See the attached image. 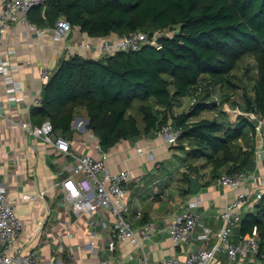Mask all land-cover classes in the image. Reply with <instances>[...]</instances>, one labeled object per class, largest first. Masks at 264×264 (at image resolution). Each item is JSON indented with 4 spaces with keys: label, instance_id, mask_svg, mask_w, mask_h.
I'll list each match as a JSON object with an SVG mask.
<instances>
[{
    "label": "trees",
    "instance_id": "1",
    "mask_svg": "<svg viewBox=\"0 0 264 264\" xmlns=\"http://www.w3.org/2000/svg\"><path fill=\"white\" fill-rule=\"evenodd\" d=\"M28 17L43 27L65 17L92 37L135 30L163 33L158 37L161 50L147 43L100 58L63 59L43 84L40 103L31 108L34 124L48 119L54 132L71 135V123L84 108L86 127L109 148L169 122L183 130L179 147L189 145L190 156L204 159L212 177L245 169L254 158L255 141L247 131L254 136L255 127L243 114L230 122L222 104L264 117V0H45ZM248 57L254 62V73L251 63L244 66V77H254L250 90L234 73ZM217 87L218 101L213 97ZM184 95L195 101L176 113L175 102ZM208 111L216 113L207 116ZM187 169L198 171L192 164ZM253 208L242 215L239 233L257 227L256 256L264 264V195Z\"/></svg>",
    "mask_w": 264,
    "mask_h": 264
},
{
    "label": "crops",
    "instance_id": "2",
    "mask_svg": "<svg viewBox=\"0 0 264 264\" xmlns=\"http://www.w3.org/2000/svg\"><path fill=\"white\" fill-rule=\"evenodd\" d=\"M3 1L0 0V5ZM37 27L29 22L11 21L6 35L0 38V59L9 62L8 74L19 81V86L13 88L0 73V191L12 200L21 221L19 237L11 249L35 250L41 259L59 258L63 264H104L107 260L112 264H139L140 252L130 241L115 242L113 248L109 246L114 239L116 218L105 208H100L92 217L88 212L75 215L70 211L59 186L66 175L61 167L63 159L52 145L20 124L21 121L31 125L37 123L31 108L38 105L34 100L40 98L45 83L41 78L42 69L49 68L52 74L63 59L73 55L100 58L109 54L104 52L101 43L115 42L118 35L92 37L79 27H72L67 34L57 38L52 26ZM85 42H90L93 48L79 45ZM193 99L191 95L179 97L174 105L175 112L187 110ZM184 103L187 108H183ZM238 108L231 110L233 119L228 113L230 109H226L230 122L235 121ZM77 118L87 123L84 108L77 111L71 123L73 133L63 135L70 141L73 152L104 156L113 172L130 170L131 179L126 183L124 199L130 211L125 217L136 233L146 221L154 225L150 238L144 241L151 260L183 258L191 249L211 247L216 242L217 230L222 223L218 212L236 192L219 183L216 176L212 177L211 167L205 165L204 159L191 157L189 145L180 148L178 143H166L154 130L121 139L104 151L86 124L79 127L78 121L74 123ZM57 133L61 134V131ZM247 134L255 141L253 159L256 160L253 171L256 177L248 186L264 189L259 184L264 176V144L257 132L253 136L248 130ZM243 147L246 146L243 144ZM189 164L197 166L198 171H189ZM185 170L200 182L195 193L190 192ZM190 201L195 202L199 224L188 242L174 244L168 224ZM253 206L242 215L254 211ZM240 221L233 226L232 240L240 237ZM204 228L208 229V236L201 239L198 235ZM257 261V256L252 253L245 254L239 261L231 259L227 250L221 248L216 251L212 264H257Z\"/></svg>",
    "mask_w": 264,
    "mask_h": 264
},
{
    "label": "built area",
    "instance_id": "3",
    "mask_svg": "<svg viewBox=\"0 0 264 264\" xmlns=\"http://www.w3.org/2000/svg\"><path fill=\"white\" fill-rule=\"evenodd\" d=\"M45 0H4L0 5V38L6 35L7 27L11 21L19 20L29 22L31 26L37 25L30 21L28 13L30 9L38 4H43ZM72 29L71 23L64 17L58 18L53 26L54 34L57 38L67 34ZM39 32L41 28L37 27ZM169 35L172 31L165 30ZM163 33L154 32L152 35L135 30L129 34L118 36L114 41L102 42L104 52L110 53L116 50L130 51L140 49L143 45L150 43L159 48L158 37ZM86 48H93L90 42L79 44ZM9 62L0 59V73L4 74L5 81L13 88L19 86V81L9 74ZM51 75L49 68L41 71V78L47 81ZM35 104L40 103V98H35ZM236 114H243L251 122L257 121L254 126L264 144V117L260 112L241 111ZM21 126L30 131L44 142L52 145L63 161L61 167L66 171L65 177L59 183L64 192L65 199L70 211L79 215L88 212L92 217L100 208H105L115 218L113 237L109 246L114 247L115 242L130 241L140 252L139 264H212L216 251L225 248L231 259L239 261L245 254L254 255L259 251V239L257 227L254 226L250 234L241 235L236 241L231 239L233 226L242 218L244 210L253 205L264 195V189H255L248 184L255 179L253 171L240 169L233 172H223L217 177V181L234 190L235 196L227 201L220 211L218 218L221 226L217 230L216 242L211 247H199L191 249L183 258H164L159 261L151 260L144 245V241L149 239L154 225L151 222H144L136 233L125 215L130 210L125 202L126 183L131 179L129 169L111 171L102 158L90 154H77L71 150L70 141L63 135L54 132L50 120L45 119L40 124H29L26 121L20 122ZM86 122L79 120L78 126L85 125ZM158 134L166 143H177L183 130L174 127L167 122L157 130ZM262 187L264 176L260 178ZM195 202L190 201L184 204L183 210L179 212L168 224V232L174 244L188 242L194 230L199 224V214L194 209ZM106 224L105 221L102 222ZM21 231V221L13 207L12 200L3 191H0V264H63L59 258L43 260L35 250H24L21 247L11 249L14 242L19 237ZM208 229L204 228L198 235L201 239H206ZM104 264H112L110 260Z\"/></svg>",
    "mask_w": 264,
    "mask_h": 264
},
{
    "label": "rangeland",
    "instance_id": "4",
    "mask_svg": "<svg viewBox=\"0 0 264 264\" xmlns=\"http://www.w3.org/2000/svg\"><path fill=\"white\" fill-rule=\"evenodd\" d=\"M250 63H251V66L252 67H250V68H252V70H253V73H254V68H253V60H252V58H247L245 61L243 60L242 61V63H240V65H241V67L238 69V70H236V71H234V73H235V75H236V80L238 81L239 79H240V77L244 80V82H243V84H246V89H248V90H250V88H251V85H252V83H253V76H251V75H248L247 77H244V66L245 65H250ZM252 70H251V72H252ZM244 77V78H243ZM240 81V80H239ZM241 83V82H240ZM243 84L241 83V88L243 87ZM241 88H239V89H237V92L238 93H235L236 94V96H234V98H235V102H239V100H241V96H240V93H241V91H242V89ZM220 96H221V94H220V89L217 87L216 88V91H215V94L213 95V97L218 101L219 100V98H220ZM237 98V99H236ZM239 99V100H238ZM193 101H195V97H194V99H193ZM223 109L227 112V110L226 109H230V112H228L229 114H230V117H231V115H232V119H233V114L231 113V110L232 109H235V108H237V106L236 105H230V103L229 102H224L223 104ZM187 108V104L186 103H184V105H183V108ZM238 109H240V108H238ZM216 113V111L215 112H213V111H208V112H205V115H207V116H211V115H214ZM238 115V114H237ZM237 115L235 116V117H237ZM174 144H176V143H174ZM177 145V144H176ZM264 186V185H263ZM257 264H261V261H257ZM262 264H263V262H262Z\"/></svg>",
    "mask_w": 264,
    "mask_h": 264
},
{
    "label": "water",
    "instance_id": "5",
    "mask_svg": "<svg viewBox=\"0 0 264 264\" xmlns=\"http://www.w3.org/2000/svg\"><path fill=\"white\" fill-rule=\"evenodd\" d=\"M159 49L161 50V47H159ZM77 121L79 122V118H77L75 121H74V123H77ZM257 124V121L256 120H253L252 121V125H256ZM85 125H82L81 127H84ZM75 134H77V131L76 132H74V135ZM100 148H102L104 151L106 150V148L105 147H103L102 145L100 146ZM255 165H256V160L255 159H251L248 163H247V165H246V167H245V169H247V170H249V171H254V169H255ZM187 178H188V180H189V182H190V192L191 193H195V192H197L198 190H199V187H200V182H199V180L197 179V177L196 176H194V175H188L187 176Z\"/></svg>",
    "mask_w": 264,
    "mask_h": 264
},
{
    "label": "bare ground",
    "instance_id": "6",
    "mask_svg": "<svg viewBox=\"0 0 264 264\" xmlns=\"http://www.w3.org/2000/svg\"><path fill=\"white\" fill-rule=\"evenodd\" d=\"M65 18V17H64ZM233 171H235V170H233ZM227 172V171H226ZM229 172V171H228ZM231 172V171H230ZM219 219V218H218Z\"/></svg>",
    "mask_w": 264,
    "mask_h": 264
}]
</instances>
